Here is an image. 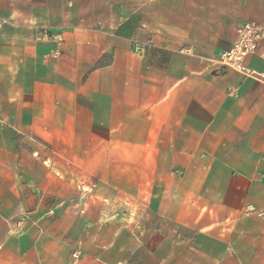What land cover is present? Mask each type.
Returning a JSON list of instances; mask_svg holds the SVG:
<instances>
[{
    "label": "crops",
    "instance_id": "0c3cea01",
    "mask_svg": "<svg viewBox=\"0 0 264 264\" xmlns=\"http://www.w3.org/2000/svg\"><path fill=\"white\" fill-rule=\"evenodd\" d=\"M0 19V264H264V37L218 61L264 0Z\"/></svg>",
    "mask_w": 264,
    "mask_h": 264
},
{
    "label": "built area",
    "instance_id": "2783aa9c",
    "mask_svg": "<svg viewBox=\"0 0 264 264\" xmlns=\"http://www.w3.org/2000/svg\"><path fill=\"white\" fill-rule=\"evenodd\" d=\"M4 22V19H0V27ZM236 32L237 36L231 47L219 55L218 61L226 68L244 70L243 62L248 55L258 50V43L264 37V27L248 21L238 26ZM43 37H48V35L44 33ZM137 50L141 51V48L138 46Z\"/></svg>",
    "mask_w": 264,
    "mask_h": 264
}]
</instances>
